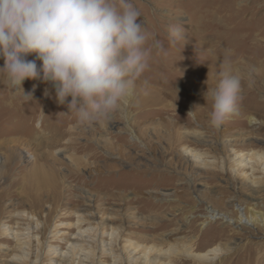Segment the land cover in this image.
Segmentation results:
<instances>
[{
  "label": "rangeland",
  "instance_id": "obj_1",
  "mask_svg": "<svg viewBox=\"0 0 264 264\" xmlns=\"http://www.w3.org/2000/svg\"><path fill=\"white\" fill-rule=\"evenodd\" d=\"M132 2L163 49L111 122L78 124L39 80L22 84L29 102L0 84V264H263L264 225L239 218L264 214V0ZM225 57L242 100L212 128L204 93Z\"/></svg>",
  "mask_w": 264,
  "mask_h": 264
},
{
  "label": "clouds",
  "instance_id": "obj_2",
  "mask_svg": "<svg viewBox=\"0 0 264 264\" xmlns=\"http://www.w3.org/2000/svg\"><path fill=\"white\" fill-rule=\"evenodd\" d=\"M141 15L132 0H0V84L23 91L26 79L39 80L54 88L57 103L78 124L111 122L137 101V81L149 69L153 50L163 49L137 23ZM167 38L169 45L183 40L182 27L168 25ZM29 54L35 55L31 61ZM36 87L23 91L24 102L33 100ZM204 99L212 128L238 114L242 80L227 57Z\"/></svg>",
  "mask_w": 264,
  "mask_h": 264
},
{
  "label": "bare ground",
  "instance_id": "obj_3",
  "mask_svg": "<svg viewBox=\"0 0 264 264\" xmlns=\"http://www.w3.org/2000/svg\"><path fill=\"white\" fill-rule=\"evenodd\" d=\"M209 20V19H208ZM237 39V38H236ZM35 58V55L33 54L32 56H28V58H27V60H29V61H31V60H33ZM171 61V60H170ZM41 63L42 62H40V61H37V65L38 66H40L41 65ZM175 94V93H174ZM178 96V95H177ZM96 125V124H95ZM95 125H93V126H89L90 127V129H92V128H94V126ZM87 128V127H86ZM58 133V132H57ZM55 143H57V141L55 142ZM9 144V143H8ZM54 145V144H53ZM5 146H6V144H5ZM4 146V147H5ZM19 146V145H18ZM9 147V146H8ZM9 149L11 150V151H16V146H15V144H13V145H10V147H9ZM8 151V150H7ZM16 153V152H15ZM184 153L188 156V155H194V157L196 158V159H201V155L200 154H197V153H194V151L192 150V149H189L188 147L187 148H185L184 149ZM256 158H257V161H259V160H264V155H262V154H256ZM242 164L244 163V160H241L240 161ZM250 163V162H249ZM248 164V163H247ZM263 166V171H264V163L262 164ZM7 170V169H6ZM3 172V171H2ZM36 173H33L32 174V176H31V179H32V182L34 181V184L36 185V184H38L39 185V183L42 181V178H41V176L40 177H36V176H39V175H35ZM39 174V173H38ZM259 192V191H258ZM258 192H256V193H258ZM255 193V194H256ZM1 194V193H0ZM237 208L240 210V211H242V207H240V206H237ZM211 214H210V216L211 217H215V216H219V215H222L219 211H216V210H211ZM242 216H241V218H239V222H244V223H246V224H248V223H251V224H262V226L264 225V214L262 213V212H259V211H253V213H252V215L251 216H244L243 215V213L241 214ZM226 216V215H225ZM26 216H25V214L23 215H21V214H17V218L18 219H21V220H26L27 218H25ZM227 217V216H226ZM259 225V226H260ZM5 226V225H4ZM4 233H8V234H13L15 237H17V239H19V237L23 234V230H21V228H17L16 230H14V229H12V228H9V227H6L5 226V228H4ZM27 233V232H26ZM20 240H21V238H20ZM19 245H23V242H20L19 243ZM218 249H211L209 252H207V253H201V254H198V255H196L195 254V256H197V257H203V258H206V260L208 259H212V258H209V254L210 253H212V252H214L215 254H217L218 253V251H217ZM187 251V253H188V255H191L192 253H191V251L189 250V249H187L186 250ZM213 253V254H214ZM221 254V253H220ZM167 256H169L168 254H166ZM216 256V255H215ZM244 256V255H243ZM56 257V256H55ZM191 257V256H190ZM259 257V256H258ZM215 258V257H214ZM264 258V257H263ZM155 259H153V262H155L154 261ZM245 260V259H244ZM255 260V259H254ZM256 262V261H255ZM257 262L258 263H261L260 262V260L258 261L257 260ZM167 264H169V263H167ZM252 264H254V263H252ZM262 264V263H261ZM263 264H264V262H263Z\"/></svg>",
  "mask_w": 264,
  "mask_h": 264
}]
</instances>
